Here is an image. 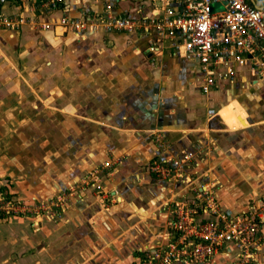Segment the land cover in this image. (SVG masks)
Segmentation results:
<instances>
[{"label": "crops", "instance_id": "0c3cea01", "mask_svg": "<svg viewBox=\"0 0 264 264\" xmlns=\"http://www.w3.org/2000/svg\"><path fill=\"white\" fill-rule=\"evenodd\" d=\"M66 3L70 18L104 11L102 0ZM114 5L135 19L155 9L154 0ZM3 11L23 24L0 29V186L17 201H48L98 171L118 203L88 189L68 194L59 216L0 221V264H140L166 242L184 198L237 215L264 196V75L250 64L218 71L204 93L199 63L167 42L151 54L134 33L76 35L65 12L32 1ZM157 157L179 161L181 176L152 175ZM236 254L230 246L216 264H236ZM256 259L264 264V246Z\"/></svg>", "mask_w": 264, "mask_h": 264}, {"label": "built area", "instance_id": "2783aa9c", "mask_svg": "<svg viewBox=\"0 0 264 264\" xmlns=\"http://www.w3.org/2000/svg\"><path fill=\"white\" fill-rule=\"evenodd\" d=\"M19 1H32L48 12H65L61 24L76 35L87 29L134 33L148 38L146 51L151 54L159 53L158 43L167 42L177 54L199 63L205 76L204 93L217 87L216 73L220 70L250 64L259 77L264 75V0H154L152 14L139 19L113 14L116 0H102L103 12L84 13L78 19L66 15V0H0V29L13 30L23 24L3 11L5 6ZM41 28L48 27L41 25ZM220 77L231 79L232 72ZM213 113L209 111L210 115ZM161 139L157 137L158 142ZM148 171L171 182L181 176V163L157 157ZM88 189L118 203L103 186L98 171H94L67 194L48 204L39 201L31 209L0 190V219L42 211L45 215L59 216L65 210L68 194ZM201 196L197 194L174 204L166 242L143 251L140 264H216V258L230 246L237 250L236 264H257V255L264 246V196L248 211L237 215L220 211L213 200H203Z\"/></svg>", "mask_w": 264, "mask_h": 264}, {"label": "rangeland", "instance_id": "374dc122", "mask_svg": "<svg viewBox=\"0 0 264 264\" xmlns=\"http://www.w3.org/2000/svg\"><path fill=\"white\" fill-rule=\"evenodd\" d=\"M215 9V8H214ZM38 174V173H37ZM39 176H40V179H39V181H40V183H45L46 182V176H45V174H39ZM84 179V178H83ZM82 179V180H83ZM82 180L81 181H79L78 183H80V182H82ZM76 185V183L75 184H73L72 186H75ZM7 185H5V187H6ZM0 190H2V191H5L6 192V189L4 190V188H2L1 186H0ZM70 190V189H69ZM69 190L68 191H64V193H68L69 192ZM64 193H61V194H64ZM60 194V195H61ZM10 195V194H9ZM11 196V195H10ZM13 198H15L14 196H12ZM58 197V196H57ZM57 197H55V198H57ZM55 198H53V199H50V200H48V201H45V203H49L51 200H53L54 201V199ZM110 200H111V202H113L112 201V198H109ZM19 202H23V204H25L26 206H29V208L31 209V206L33 205H35V204H38L39 203V201H32V200H25V201H19ZM42 202H44V201H42ZM110 202V201H109ZM47 203V204H48ZM33 210V209H32ZM44 213V211H42V212H40V213H36V212H33V213H28V214H26L28 217H30V218H34L35 217V215H41L42 214V216H44L45 214H43ZM26 216V217H27ZM25 216L23 215V216H16V217H11V218H7V219H3V220H1L0 219V221L2 222V223H4V222H7V221H9L10 219H12V218H24ZM36 217H38V216H36Z\"/></svg>", "mask_w": 264, "mask_h": 264}, {"label": "trees", "instance_id": "16d2710c", "mask_svg": "<svg viewBox=\"0 0 264 264\" xmlns=\"http://www.w3.org/2000/svg\"><path fill=\"white\" fill-rule=\"evenodd\" d=\"M208 219V218H207Z\"/></svg>", "mask_w": 264, "mask_h": 264}]
</instances>
